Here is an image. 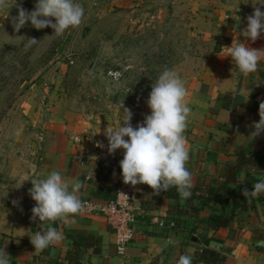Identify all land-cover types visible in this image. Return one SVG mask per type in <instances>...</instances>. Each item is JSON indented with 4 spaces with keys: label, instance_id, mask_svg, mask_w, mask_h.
Returning a JSON list of instances; mask_svg holds the SVG:
<instances>
[{
    "label": "crops",
    "instance_id": "crops-1",
    "mask_svg": "<svg viewBox=\"0 0 264 264\" xmlns=\"http://www.w3.org/2000/svg\"><path fill=\"white\" fill-rule=\"evenodd\" d=\"M189 1L192 30L211 44L186 97L191 109L184 131L191 196L182 199L175 187L158 196L147 185L133 187L141 209L134 240L124 253L102 216L81 214L68 223H52L62 239L36 253L30 238L42 229L31 221L35 202L28 194L30 180L57 171L69 190L81 183L77 195L82 202L111 199L125 186L119 166L123 150L110 155L107 147L95 153L89 148L90 134L108 145L105 132L98 131L108 117L91 122L54 102L44 122L0 125V250L11 257L10 264H178L181 255L191 256L192 264H264V194L250 200L241 195L261 179L255 168L264 172V133L249 137L264 101V60L256 72L244 76L223 49L233 39L244 42L239 31L264 0ZM249 45L264 48V36ZM122 121L113 125L109 117L104 127L115 129ZM204 250L215 259L202 257Z\"/></svg>",
    "mask_w": 264,
    "mask_h": 264
},
{
    "label": "rangeland",
    "instance_id": "rangeland-1",
    "mask_svg": "<svg viewBox=\"0 0 264 264\" xmlns=\"http://www.w3.org/2000/svg\"><path fill=\"white\" fill-rule=\"evenodd\" d=\"M75 2L84 8L82 23L59 37L30 22L14 30L17 8L31 12L36 0H7L0 9V125L44 122L57 101L91 122L112 117L113 125L125 120L128 108L136 123L150 114L151 85L165 68L187 91L201 74L211 44L192 30L189 0ZM27 38L39 43L29 45ZM90 135L92 152L108 146L97 147L99 135Z\"/></svg>",
    "mask_w": 264,
    "mask_h": 264
},
{
    "label": "clouds",
    "instance_id": "clouds-1",
    "mask_svg": "<svg viewBox=\"0 0 264 264\" xmlns=\"http://www.w3.org/2000/svg\"><path fill=\"white\" fill-rule=\"evenodd\" d=\"M7 6V0H0V9ZM17 11L18 15L11 18L16 32L30 22L37 30L53 29V34L48 37L62 36L66 30L78 27L84 17L83 6L75 0H36L31 12L23 7H18ZM233 19L237 25L241 23L235 15ZM239 36L244 38V42L233 39L231 46L223 47L227 53L225 58L230 57L233 68L248 76L256 72L261 60H264V48L254 49L249 45V42L255 43L264 36V5L254 7L253 13L246 17V27L239 31ZM27 40L29 45L39 43L34 38ZM187 95L179 75L165 68L151 85L146 102L150 114L144 117L143 122L133 127V113L123 107L126 113L124 122L115 129H107L108 153L111 155L118 149L123 150L119 166L125 185H147L157 196L175 187L182 199L191 196L192 176L186 168L190 157L184 136L191 111L186 103ZM258 115L259 121L250 126L253 130L249 137L252 139L264 133V101L259 104ZM97 147L103 148L104 145L97 143ZM255 173L261 179L252 185L251 190L247 187L242 189L241 195L245 200L264 194V172L258 174L255 168ZM30 182L32 187L28 194L35 202L31 221L42 229L33 234L30 242L35 252L39 253L62 239L52 223L58 220L68 223L70 217L83 211L84 204L77 195L82 185L77 181L69 190V184L57 171L49 173L44 179H32ZM17 203L13 201L14 205ZM45 224L48 225L46 228L43 227ZM10 261L7 252L0 250V264H10ZM178 264H192V257L181 255Z\"/></svg>",
    "mask_w": 264,
    "mask_h": 264
},
{
    "label": "built area",
    "instance_id": "built-area-1",
    "mask_svg": "<svg viewBox=\"0 0 264 264\" xmlns=\"http://www.w3.org/2000/svg\"><path fill=\"white\" fill-rule=\"evenodd\" d=\"M84 216H102L115 235L119 253H124L135 236L134 224L140 205L133 186L125 185L116 189L113 198L105 201H84ZM173 226V223L171 224Z\"/></svg>",
    "mask_w": 264,
    "mask_h": 264
},
{
    "label": "trees",
    "instance_id": "trees-1",
    "mask_svg": "<svg viewBox=\"0 0 264 264\" xmlns=\"http://www.w3.org/2000/svg\"><path fill=\"white\" fill-rule=\"evenodd\" d=\"M207 256L213 257L215 259V254L212 251L204 250L202 252V257H207ZM203 259H206V258H203Z\"/></svg>",
    "mask_w": 264,
    "mask_h": 264
}]
</instances>
